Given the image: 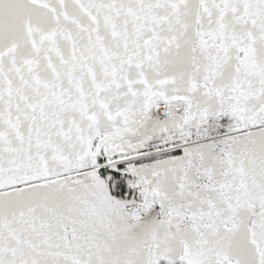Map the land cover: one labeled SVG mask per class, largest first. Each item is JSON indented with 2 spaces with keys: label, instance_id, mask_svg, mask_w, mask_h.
<instances>
[{
  "label": "snow or ice",
  "instance_id": "snow-or-ice-1",
  "mask_svg": "<svg viewBox=\"0 0 264 264\" xmlns=\"http://www.w3.org/2000/svg\"><path fill=\"white\" fill-rule=\"evenodd\" d=\"M0 264H264V0H0Z\"/></svg>",
  "mask_w": 264,
  "mask_h": 264
}]
</instances>
